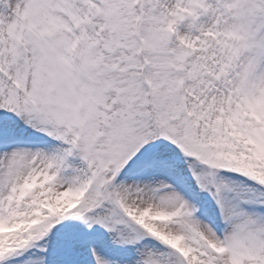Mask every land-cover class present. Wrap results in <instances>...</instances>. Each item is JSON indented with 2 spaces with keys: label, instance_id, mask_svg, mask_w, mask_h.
<instances>
[{
  "label": "snow or ice",
  "instance_id": "1",
  "mask_svg": "<svg viewBox=\"0 0 264 264\" xmlns=\"http://www.w3.org/2000/svg\"><path fill=\"white\" fill-rule=\"evenodd\" d=\"M0 264H264V0H0Z\"/></svg>",
  "mask_w": 264,
  "mask_h": 264
}]
</instances>
